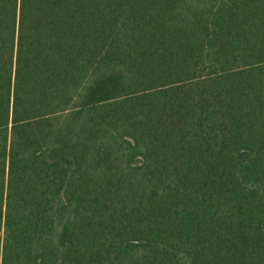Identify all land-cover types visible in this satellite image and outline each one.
Masks as SVG:
<instances>
[{"label":"trees","instance_id":"obj_1","mask_svg":"<svg viewBox=\"0 0 264 264\" xmlns=\"http://www.w3.org/2000/svg\"><path fill=\"white\" fill-rule=\"evenodd\" d=\"M0 264H264V0H0Z\"/></svg>","mask_w":264,"mask_h":264}]
</instances>
